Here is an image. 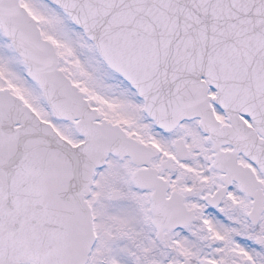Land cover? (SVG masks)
<instances>
[{
	"label": "snow or ice",
	"instance_id": "1",
	"mask_svg": "<svg viewBox=\"0 0 264 264\" xmlns=\"http://www.w3.org/2000/svg\"><path fill=\"white\" fill-rule=\"evenodd\" d=\"M0 264H264V0H0Z\"/></svg>",
	"mask_w": 264,
	"mask_h": 264
}]
</instances>
